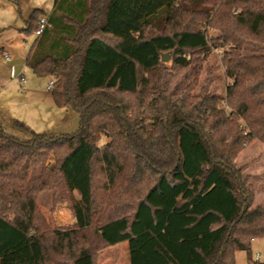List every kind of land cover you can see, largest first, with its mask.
<instances>
[{
  "label": "trees",
  "instance_id": "trees-1",
  "mask_svg": "<svg viewBox=\"0 0 264 264\" xmlns=\"http://www.w3.org/2000/svg\"><path fill=\"white\" fill-rule=\"evenodd\" d=\"M43 16L27 22V66L54 80L80 127L37 134L15 121L22 139L0 121V264H98L124 243L130 264H236L239 251L264 264L251 257L264 205L235 163L264 143V0H54L37 35ZM214 50L225 98L194 95ZM45 191L69 199L73 228L51 226Z\"/></svg>",
  "mask_w": 264,
  "mask_h": 264
},
{
  "label": "rangeland",
  "instance_id": "rangeland-1",
  "mask_svg": "<svg viewBox=\"0 0 264 264\" xmlns=\"http://www.w3.org/2000/svg\"><path fill=\"white\" fill-rule=\"evenodd\" d=\"M53 6L54 0H0V44L2 45L0 47V121L7 133L22 139H28L29 135L19 128L15 121L24 123L37 134H72L77 132L80 127V119L77 116L75 129L73 127L68 132L56 130L59 125L64 128L74 126L67 109H64L63 119L59 118L57 120L58 118L55 119L54 116H49L48 114L49 121L38 119L39 121H33L34 127L31 126L27 120H33L29 113L35 109L33 106L37 107L33 102L36 99L54 102L52 95L43 93L42 88L44 87L40 86V83L47 81L46 79L48 78L39 77L28 68L25 70L24 81L20 80L19 74L11 78L9 75V67L13 62L19 60L18 63H20L21 68L25 66V54L36 39L34 32L27 31L26 22L30 20L35 10L41 9L48 15L52 12ZM6 54L12 57L9 66L2 64ZM223 54V50H214L211 53L208 62L204 66L194 95H198L205 88L208 93L225 98L231 80L225 74L222 64ZM242 54L252 56L256 55L257 52L252 47H248ZM170 66L171 64L168 63V67ZM28 86L33 89H31L32 93L30 91L27 92ZM74 113L77 115V112L74 111ZM106 141L104 139L103 143ZM53 163L54 158L51 157L48 164L51 166ZM235 163L237 169L241 171L242 177L249 179L250 185L255 189L256 194L253 206L264 205V143L256 140L246 145L238 154ZM40 172V168H34L32 176H38ZM74 198H79L76 193ZM37 204L52 227L59 229H71L74 227L76 220L70 210L71 202L69 199L58 204L54 201V193L45 191L38 195ZM248 256L249 254L246 251L237 252L236 264H248ZM251 257L254 261L264 262V239H259L252 243ZM98 264H129V261L124 248L110 247L101 251Z\"/></svg>",
  "mask_w": 264,
  "mask_h": 264
},
{
  "label": "crops",
  "instance_id": "crops-1",
  "mask_svg": "<svg viewBox=\"0 0 264 264\" xmlns=\"http://www.w3.org/2000/svg\"><path fill=\"white\" fill-rule=\"evenodd\" d=\"M41 10V9H40ZM43 11V10H42ZM44 12V11H43ZM51 14V13H50ZM50 14H48V15H46L45 14V16H43V17H47V18H49V15ZM26 24H27V22H26ZM36 39H37V36H36ZM36 39H35V41H36ZM35 41H34V43H35ZM34 43L29 47V50H28V52L25 54V60L27 61V57H28V54H29V52H30V50H31V48L33 47V45H34ZM2 45L0 44V47H1ZM27 49V48H26ZM8 55V54H7ZM10 56V55H9ZM12 61V57L10 56V59H9V61H7V62H5L4 61V58H3V60H2V64L3 65H5V66H9V64H10V62ZM19 61V60H18ZM18 61H15V62H13L11 65H10V67H9V75H10V78L11 77H13V76H17L18 74H19V78H20V80L21 81H24V77H25V70L28 68V69H30L28 66H27V62H26V64H25V66L23 67V68H21V66H20V63H18ZM31 70V69H30ZM32 71V70H31ZM34 73V72H33ZM35 74V73H34ZM36 75V74H35ZM47 81H43L42 83H40V86H42V87H44V88H42V91H43V93H50L51 95H52V92H49V91H47V86H48V83L52 80V78H48V79H46ZM31 87L30 86H28V88H27V92H29L30 91V93H32V91H31ZM33 90V89H32ZM33 104L34 105H37V107H35V106H33L34 108V110H31L29 113H30V116H31V118H33V120L32 119H29V120H27V122L31 125V126H33L34 127V122L33 121H39L38 119H44V121H49V116L51 115V116H54V118L55 119H57V120H59V118L61 119H63V115L62 114H64V109H66V108H59V107H57L56 106V104H54V102L52 101V102H48V101H46V100H38V99H36L35 100V102H33ZM46 109V110H45ZM34 111V112H33ZM33 112V113H32ZM67 112H69V114H70V119H71V121H73L72 122V125H74V126H72V127H63V126H61V125H59L57 128H56V130L57 131H66V132H68V131H70V129L71 128H73V129H75V127H76V123H75V120L77 121V116L78 115H76V113H74V111L72 110V109H67ZM48 114H49V116H48ZM72 114V115H71ZM70 121V122H71ZM255 242V241H254ZM111 248H124V250H125V252H126V254H127V257H128V261H129V264H130V256H129V247H128V244L127 243H124V244H121V245H119V246H115V247H111Z\"/></svg>",
  "mask_w": 264,
  "mask_h": 264
},
{
  "label": "built area",
  "instance_id": "built-area-1",
  "mask_svg": "<svg viewBox=\"0 0 264 264\" xmlns=\"http://www.w3.org/2000/svg\"><path fill=\"white\" fill-rule=\"evenodd\" d=\"M39 24H40V28H39V30L37 31V35H41L42 32L44 31V29H46V28H50V27H51V24H50V22H49V20H48L47 17H41V18H40V21H39ZM9 59H10V56L6 54V55L4 56V61L7 62V61H9ZM54 84H55V83H54V80H51V81L48 83L47 91L52 92L53 87H54Z\"/></svg>",
  "mask_w": 264,
  "mask_h": 264
},
{
  "label": "water",
  "instance_id": "water-1",
  "mask_svg": "<svg viewBox=\"0 0 264 264\" xmlns=\"http://www.w3.org/2000/svg\"><path fill=\"white\" fill-rule=\"evenodd\" d=\"M162 61H163L164 63H166V62L168 61V56H167V55H164Z\"/></svg>",
  "mask_w": 264,
  "mask_h": 264
}]
</instances>
